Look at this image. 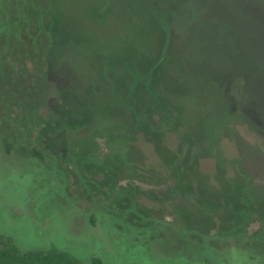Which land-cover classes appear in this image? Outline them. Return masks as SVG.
<instances>
[{
	"label": "rangeland",
	"instance_id": "obj_1",
	"mask_svg": "<svg viewBox=\"0 0 264 264\" xmlns=\"http://www.w3.org/2000/svg\"><path fill=\"white\" fill-rule=\"evenodd\" d=\"M108 1H60L65 43L55 54L60 68L49 75L40 116L33 108L44 101L41 92L18 86L0 89V233L10 237L22 254L62 252L83 264H94L95 256L101 264H178L169 248L171 233L166 240L144 233L147 246L138 252L132 242L124 241L126 233L118 239L117 227L107 221L127 216L116 201H125L122 196L129 190L109 199L96 195L90 177L95 150L91 134L71 141L69 131L49 135L61 127L51 126L49 114L57 109L58 117L65 119L58 109L64 110L61 103L69 100L65 110L80 113L82 123L85 114L79 107L89 109L90 120L71 134L101 133L95 137L97 156L110 155L119 165L130 160L128 164L133 162L143 177L158 178L160 160L151 129L162 131L164 147L176 149L177 140L173 133L163 132L170 108L165 113L155 101L160 102L166 90L170 93L166 105L170 98L175 100L184 111L182 120L190 122L199 115V99L207 92L232 121L224 134L226 155L241 160L256 184L247 191L264 214V132L253 130L264 129V0ZM105 5L104 15L96 17V10ZM157 18L165 20L166 29ZM168 36L165 59L161 55ZM158 65L163 67L157 73L153 69ZM215 78L218 81L212 83ZM238 119L258 123L249 127ZM106 130L127 134L117 141L128 142L133 157L114 151ZM103 158L101 168L109 171ZM122 165L127 167L126 162ZM201 168L203 173L213 172L209 160ZM71 172L81 186L76 201L65 190L68 178L73 190ZM135 184L141 191L138 200L158 208L148 192L158 193L162 186ZM87 206L93 207L87 211ZM95 219L96 226L91 223ZM250 220L245 227L248 236L262 229L258 218ZM224 234L215 240L222 256L210 264H264V225L251 239H237L230 230Z\"/></svg>",
	"mask_w": 264,
	"mask_h": 264
},
{
	"label": "trees",
	"instance_id": "obj_2",
	"mask_svg": "<svg viewBox=\"0 0 264 264\" xmlns=\"http://www.w3.org/2000/svg\"><path fill=\"white\" fill-rule=\"evenodd\" d=\"M60 1H64L65 4V0H49V2L0 0V77H3L2 80L0 79V89L7 91L11 86H18L19 88L30 87L41 92L44 101L33 108L36 116H40V107L46 101L45 93L49 75L60 68V61L55 54L65 43L66 30L64 9L61 13ZM110 2L113 0L108 1ZM105 7L106 5L96 10L99 12L96 17L104 15ZM150 11H145L146 15L147 13L151 15ZM88 15H90L89 12ZM90 17L93 18L91 15ZM48 19L51 25L48 24ZM157 19L164 28L165 20ZM146 25L153 24L147 22ZM169 40L168 36L161 55L165 59H167ZM156 66L153 70L158 73L163 66L158 65L157 68ZM217 81L218 79L215 78L212 83ZM169 94L166 90H162L161 101L156 100L155 103L157 106L161 105L165 113L168 112L167 108H170L171 115L167 116L168 120L163 127L165 129L163 132L173 133L177 146L174 150L162 146L160 144L162 131L151 129L150 139L156 145L160 160L158 178H155L153 174L143 177L135 170L136 166L132 161V165L128 164L130 160L120 164L126 162L125 168L110 155L104 158L97 156L95 137L96 134L101 133L91 131L81 136L71 134V130L86 124L91 114L89 109L79 107L85 114V120L82 123L79 122L80 113L69 114L65 110L69 100L62 101L64 110L58 109L65 119L58 117L57 109H54L56 112L53 114L52 111L49 114L52 127L56 128L58 123L61 124L59 129L49 135H53L58 130L69 131L68 141H71L91 134L95 147L92 151L93 164L90 167V177L95 185L93 191L99 197L109 199L115 194L119 196L123 190H129L130 193L127 196L124 194L122 196L125 201H116L120 203L117 206H122L127 211V216L107 221L108 225L114 224L117 227L118 231L115 234L118 239L126 233L124 241L128 244L132 242L131 248L138 252L143 245L147 246L144 242V233L150 232L152 236L158 235L163 240H166L171 233L170 236L173 235L174 239L172 247L169 248L178 260V264H202L201 262L210 264L212 258L217 260L222 256L220 253L222 248H218L215 240L224 236V232L228 233L229 230L235 232L239 237L237 239H241L240 237L251 239L261 233L264 214L260 213V209L263 208L253 202L247 191L249 186L256 184L250 179L241 160L235 157L228 158L226 155V150L229 148L224 142V134L232 121L226 119V115L218 108L219 104H216L215 99L210 98L209 93H203L198 102L199 115H196V120L185 122L182 120L184 111L175 100L170 98L169 105H166ZM152 118L153 116L150 120ZM240 121L249 127L251 123H258L257 121L249 122V120ZM255 128L253 130L257 133L264 132L262 128ZM106 131L112 138L111 146L114 151L122 156L126 153V157H133V149L127 148L128 142L117 141L118 138L127 137V134ZM100 158L109 163V171L106 167L101 168ZM207 160L213 165L212 174L202 172L201 165ZM71 164L69 162L68 166ZM69 177L73 178V190H70L68 178L65 186L66 194L76 201L74 197L79 194L81 186L73 172L69 173ZM126 179L127 185L119 186L118 183ZM135 181L162 186L158 193L148 192L150 199L153 197L159 203L158 208L147 206L138 200V194L141 191ZM92 207L87 206L85 209L88 211ZM167 214H171L172 218H167ZM252 217L258 218L262 229L248 236L245 227ZM91 223L96 226L99 221L95 219L91 220ZM226 225H230V228L227 229ZM213 239V245L212 242L207 245V241ZM0 250V264H83L79 259L62 252L44 250L22 254L15 248L13 240L1 233ZM93 260L94 264L102 263L96 256Z\"/></svg>",
	"mask_w": 264,
	"mask_h": 264
}]
</instances>
